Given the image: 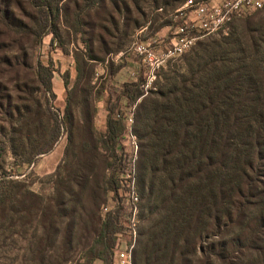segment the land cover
I'll list each match as a JSON object with an SVG mask.
<instances>
[{"label":"trees","instance_id":"1","mask_svg":"<svg viewBox=\"0 0 264 264\" xmlns=\"http://www.w3.org/2000/svg\"><path fill=\"white\" fill-rule=\"evenodd\" d=\"M28 1L39 15V37L51 34L54 41L65 0ZM261 12L230 27L237 21L250 24ZM254 31L251 48L234 39V31L210 48L194 46L182 72L164 73L159 88L145 97L142 70L119 91L112 89L127 66L124 57L97 96L84 92L78 117L72 113L76 91L65 84V157L74 149L79 161L74 184L57 174V166L54 199L62 215L66 192L89 189L96 198L95 253L87 264H116L113 255L129 215L127 174L136 166L134 147L128 150L123 143L131 114L139 129L134 131L142 219L135 264H264V22L258 20ZM75 59L78 85L87 64ZM35 68L47 74L52 92L51 68L40 61ZM100 102L106 112L103 130L97 126ZM46 106L53 128L48 149L39 154L62 134V121ZM75 126L79 130H72ZM33 162L25 157L21 166ZM104 206L110 208L106 213Z\"/></svg>","mask_w":264,"mask_h":264},{"label":"rangeland","instance_id":"2","mask_svg":"<svg viewBox=\"0 0 264 264\" xmlns=\"http://www.w3.org/2000/svg\"><path fill=\"white\" fill-rule=\"evenodd\" d=\"M183 1L65 0L57 21L58 35L52 41L51 34L39 37V15L28 0H0V264H87L92 260L98 228L94 212L96 198L89 195V189L78 194L74 187L63 198L62 215L58 214V202L54 199L57 177L53 173L57 166H60L57 174L74 184V170L79 161L74 149L65 157L68 143V129L63 123L65 84L76 91L72 113L78 117L84 92L91 99L97 96L108 76L121 68L122 58L127 57L128 63L118 72L114 91H119L124 82L135 80L140 70L144 75L147 69L132 51L134 44L168 26L170 14ZM262 9L250 24L237 21L227 32L206 37L195 46L203 44L210 48L234 31V39L251 48L253 38L257 37L255 25L258 20L264 22V6ZM56 45H62L64 51L60 47L55 49ZM191 50L157 71L148 94L159 88L164 73L182 72L184 58L190 56ZM76 56L87 64L78 85ZM37 61L52 70V92L47 90V74L35 68ZM46 103L62 121V134L50 150L39 154L48 149L53 128ZM131 115L129 137L123 142L128 150L134 147L133 141L139 143L134 131L139 129L133 127L134 115ZM105 116L104 103L100 102L97 116L100 130L104 129ZM72 130L79 128L75 126ZM25 157L34 158V162L21 166ZM139 207L141 212L140 203ZM93 264L104 263L96 260Z\"/></svg>","mask_w":264,"mask_h":264},{"label":"built area","instance_id":"3","mask_svg":"<svg viewBox=\"0 0 264 264\" xmlns=\"http://www.w3.org/2000/svg\"><path fill=\"white\" fill-rule=\"evenodd\" d=\"M263 6L264 0H186L170 14L171 23L165 29L153 37L136 42L132 48L147 69L142 85L145 95L152 88L161 67L190 51L200 40L227 32L234 21ZM98 77L96 73L95 79ZM127 122L129 125L133 122L132 115ZM133 144L136 153L138 144L134 141ZM127 178L129 215L116 249L117 264H133L139 239L140 196L135 166ZM109 210L107 206L104 208L106 212Z\"/></svg>","mask_w":264,"mask_h":264}]
</instances>
